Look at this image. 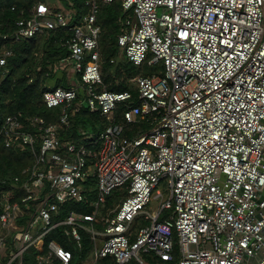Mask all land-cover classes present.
Segmentation results:
<instances>
[{"label": "built area", "instance_id": "obj_1", "mask_svg": "<svg viewBox=\"0 0 264 264\" xmlns=\"http://www.w3.org/2000/svg\"><path fill=\"white\" fill-rule=\"evenodd\" d=\"M56 1L63 8H21L0 36L15 43L69 31L68 57L58 65L69 62L79 78L78 86L43 92L44 106L61 110L56 124L39 116L22 121L20 114L0 120L3 146L29 148L33 157L21 172L25 179L13 178L21 195L0 196V264H21L29 248L39 252L37 264H69V250L44 243L59 225L78 247L79 230L89 234L95 261L144 264L142 255L152 254L167 263L175 237L177 264H264V0H80L79 8L77 0ZM114 1L125 13L117 36L124 58L163 65L161 75L130 79L135 96L98 90L99 3ZM11 55L0 48V79ZM79 94L90 112L112 121L95 138L61 146L57 128L78 110ZM121 187L124 199L101 214L106 197ZM68 202L92 211H69L52 222ZM138 217L147 223L130 241Z\"/></svg>", "mask_w": 264, "mask_h": 264}, {"label": "trees", "instance_id": "obj_2", "mask_svg": "<svg viewBox=\"0 0 264 264\" xmlns=\"http://www.w3.org/2000/svg\"><path fill=\"white\" fill-rule=\"evenodd\" d=\"M38 2L45 0H0V36L11 31L13 21L18 17L21 8L29 9ZM50 4V3H48ZM80 0H77L79 8ZM14 7L15 10H11ZM125 18L120 2L99 3L97 23L101 28L99 37V49L101 57L102 85L98 90L105 89L112 92L130 91L136 95V89L130 79L136 76H146L156 73L161 75L163 65L158 64L148 67L146 62L140 65H133L128 62L117 45V36L121 32V22ZM70 32L57 29L50 30L42 36L21 42H10L0 37V48L4 45L11 48L12 55L8 57L5 75L0 79V120L7 116L20 114L23 121L29 116H39L47 124H56L60 115V108L48 109L42 103V94L48 89L56 87H69L66 70L58 63L68 57V50L65 41L69 38ZM111 60L113 62L111 63ZM69 63V62H68ZM69 65V64H68ZM77 79L78 75L76 74ZM74 104H79L78 110L69 117L67 125H59L56 131L57 138L64 146L69 141L80 142L83 137L91 135L95 138L112 119L100 114L90 112L83 102L81 94L77 96ZM122 107H118L115 113L116 119L120 118ZM136 133V128L134 129ZM126 136L131 137V133ZM33 157L29 148L19 147L5 148L0 140V196L11 193L10 200L17 199L21 192H18L13 183L14 177L25 179L21 172L29 167ZM126 188L121 187L113 190L105 201L101 210L104 214L107 209H112L126 196ZM88 201L92 195L88 196ZM69 211L91 213L92 209L85 203L68 202L63 205L59 212L52 216V222H60ZM28 213V212H27ZM167 213L162 212V218ZM142 217L135 219L130 226V241L136 237V230L146 224ZM95 229L102 231L103 225L97 223ZM67 226L59 225L53 228L44 238V243L55 241L64 249L71 252L72 258L69 264H80L86 260L94 249L93 242L88 234L81 232L80 247L66 234ZM13 247V246H11ZM39 252L33 248L26 250L21 258V264H37L36 256ZM179 248L176 238H173L172 260L164 262L152 254H143L141 259L144 264H177L179 260ZM6 256L3 261L6 262ZM10 264H19L18 260ZM58 264V263H55ZM95 264H116L112 256L97 258ZM126 264H139L135 259H130Z\"/></svg>", "mask_w": 264, "mask_h": 264}, {"label": "rangeland", "instance_id": "obj_3", "mask_svg": "<svg viewBox=\"0 0 264 264\" xmlns=\"http://www.w3.org/2000/svg\"><path fill=\"white\" fill-rule=\"evenodd\" d=\"M45 2L46 3H52V2H54L59 7L63 8L62 2L59 3L56 0H45ZM63 67L64 68H67L68 67L67 70H66V78H67L68 84H72L74 86H78L79 81L77 79L76 74L72 70L71 64L70 63H66V64L63 65ZM148 67H150V66H148ZM157 190L162 194L163 198H166L167 197V192L165 191L164 183L163 182H160L159 183V185L157 186ZM157 204H158V200H152L150 202V204H149L150 210L156 209L157 208ZM81 232L87 234L85 231L79 230V233L80 234H81ZM88 236H89V234H88ZM86 260H87V262H86L87 264H92L93 263V261H94V249H93V251L91 252V254L88 256V258Z\"/></svg>", "mask_w": 264, "mask_h": 264}, {"label": "crops", "instance_id": "obj_4", "mask_svg": "<svg viewBox=\"0 0 264 264\" xmlns=\"http://www.w3.org/2000/svg\"><path fill=\"white\" fill-rule=\"evenodd\" d=\"M69 86H72V84H69ZM86 262H87V260H84V261H82V263H81V264H87ZM92 264H95V260L93 261V263H92Z\"/></svg>", "mask_w": 264, "mask_h": 264}, {"label": "snow or ice", "instance_id": "obj_5", "mask_svg": "<svg viewBox=\"0 0 264 264\" xmlns=\"http://www.w3.org/2000/svg\"><path fill=\"white\" fill-rule=\"evenodd\" d=\"M44 9H41V11H43Z\"/></svg>", "mask_w": 264, "mask_h": 264}]
</instances>
